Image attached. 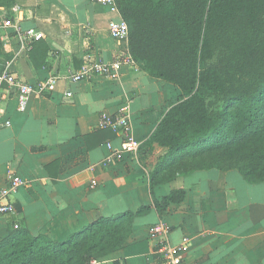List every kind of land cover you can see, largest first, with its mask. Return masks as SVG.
<instances>
[{
    "label": "crops",
    "instance_id": "crops-1",
    "mask_svg": "<svg viewBox=\"0 0 264 264\" xmlns=\"http://www.w3.org/2000/svg\"><path fill=\"white\" fill-rule=\"evenodd\" d=\"M117 17L98 0H13L0 7V20L42 33L33 40L0 29V72L11 59V70L27 83L57 77L49 93L29 97L24 111L13 90L0 98V186L12 176L25 180L10 196L16 212L0 216V241L19 230L63 241L100 216L152 205L149 176L166 168L168 150L144 142L181 100L179 88L127 64L115 78L69 79L83 64L112 62L126 49L108 31ZM123 106L141 146L134 156L104 165L111 152L106 144L118 149L121 141L98 126L99 118ZM173 189L184 190L181 202L162 215L151 209L135 217L126 243L96 264H152L158 222L169 225L172 244L187 239L183 264H264V181L248 182L233 167L194 169L158 183L153 196L160 200Z\"/></svg>",
    "mask_w": 264,
    "mask_h": 264
},
{
    "label": "trees",
    "instance_id": "trees-1",
    "mask_svg": "<svg viewBox=\"0 0 264 264\" xmlns=\"http://www.w3.org/2000/svg\"><path fill=\"white\" fill-rule=\"evenodd\" d=\"M12 2L0 0V7ZM115 4L129 26L125 46L136 66L181 92L144 142L168 150L166 168L149 176L152 205L100 216L63 241L27 230L10 233L0 241V264H90L122 247L135 217L151 209L162 215L183 200V189L160 200L153 196L158 183L175 175L178 161L198 159V166L183 173L233 167L248 182L264 181V0ZM214 97L221 100L219 108L209 102Z\"/></svg>",
    "mask_w": 264,
    "mask_h": 264
},
{
    "label": "built area",
    "instance_id": "built-area-1",
    "mask_svg": "<svg viewBox=\"0 0 264 264\" xmlns=\"http://www.w3.org/2000/svg\"><path fill=\"white\" fill-rule=\"evenodd\" d=\"M99 3L107 5L111 11L117 13L118 17L112 19L108 23V31L111 37L120 42H126L128 39L129 26L125 20L119 15L115 0H98ZM0 29L10 30L18 35H25L33 40H38L42 37L41 32L33 29L21 31L20 28L13 23L10 18H2L0 20ZM2 40L8 43L9 32L2 35ZM25 48V47H24ZM12 60H8L0 72V98L7 97L8 89L14 91L17 99V109L24 111L30 96L43 95L49 93L57 81V77H49L45 80L39 81L36 84H30L20 79L11 70ZM123 64L135 66L136 63L127 49L120 52L118 57L112 62H93L83 64L76 72L69 75V79L73 82L90 79L94 75H103L115 78L120 67ZM5 84V86L3 85ZM3 88V89H2ZM67 96L71 92H66ZM100 128H109L116 131L120 136V147L112 149L110 142L106 145L111 152L107 154L103 160V164H110L119 162L123 159L125 154L135 155L141 143L135 138L132 130V124L129 117L128 107L123 106L117 114H101L98 122ZM92 186L96 185V180H92ZM25 184L19 176H12L9 178L8 184L0 186V216L6 214H14L16 212L10 196L13 190ZM18 226L15 224L14 228ZM170 227L164 222H158L152 226V233L160 238L157 245L152 250V264H183V258L188 252L187 239H183L179 244H172L168 240ZM97 260H92L90 264H96Z\"/></svg>",
    "mask_w": 264,
    "mask_h": 264
},
{
    "label": "rangeland",
    "instance_id": "rangeland-1",
    "mask_svg": "<svg viewBox=\"0 0 264 264\" xmlns=\"http://www.w3.org/2000/svg\"><path fill=\"white\" fill-rule=\"evenodd\" d=\"M216 59H218V54H217V56H216V58H215V60L214 61H216ZM209 102H215V106L214 107H220V102H221V100L219 99V98H210L209 99ZM198 159H196V160H193L192 162H191V160H185V161H178V162H176V164H175V166L173 167V169L171 170V174L173 175V174H178V173H183V172H185V171H187L189 168H191L192 166H198V161H197ZM170 174V173H169Z\"/></svg>",
    "mask_w": 264,
    "mask_h": 264
}]
</instances>
